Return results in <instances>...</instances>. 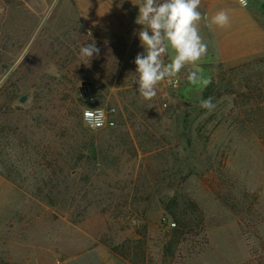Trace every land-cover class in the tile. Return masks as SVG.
<instances>
[{
	"label": "rangeland",
	"instance_id": "374dc122",
	"mask_svg": "<svg viewBox=\"0 0 264 264\" xmlns=\"http://www.w3.org/2000/svg\"><path fill=\"white\" fill-rule=\"evenodd\" d=\"M141 5L0 0V264L91 249L107 264H264V0L239 41L201 0L207 55L151 101L135 83ZM96 107L116 110L114 128L84 127Z\"/></svg>",
	"mask_w": 264,
	"mask_h": 264
},
{
	"label": "clouds",
	"instance_id": "9594fccd",
	"mask_svg": "<svg viewBox=\"0 0 264 264\" xmlns=\"http://www.w3.org/2000/svg\"><path fill=\"white\" fill-rule=\"evenodd\" d=\"M247 6V0H240ZM201 0H142L139 6L137 24L142 25L138 36L145 52L137 54L134 63L139 74L136 84L139 95L151 101L157 95V86L166 79L177 78L179 73L189 65H195L204 59L208 52V44L200 35V22L206 20L200 11ZM212 23L219 27H227L230 17L226 10L219 11L211 18ZM169 47L175 55L165 65L164 55ZM95 42L81 47V55L89 60L99 55ZM187 79L196 84L200 76L197 71H190ZM201 107L212 110L215 105L212 97L203 99ZM89 126L100 127L105 122L102 108L88 109L84 113Z\"/></svg>",
	"mask_w": 264,
	"mask_h": 264
},
{
	"label": "crops",
	"instance_id": "0c3cea01",
	"mask_svg": "<svg viewBox=\"0 0 264 264\" xmlns=\"http://www.w3.org/2000/svg\"><path fill=\"white\" fill-rule=\"evenodd\" d=\"M205 8L207 9V15L210 17V24L215 32H231L232 27H236L238 31L234 39L239 41L240 36H244V40L255 38V3L258 0H249V6L247 8L238 7L242 10L243 14L239 15L235 10L230 8L225 0H202ZM226 10L230 17V24L227 27H219L212 23L211 18L215 16L219 11ZM222 31V32H221ZM56 264H107L106 255L101 249H91L80 253L74 257L67 260L57 262Z\"/></svg>",
	"mask_w": 264,
	"mask_h": 264
},
{
	"label": "built area",
	"instance_id": "2783aa9c",
	"mask_svg": "<svg viewBox=\"0 0 264 264\" xmlns=\"http://www.w3.org/2000/svg\"><path fill=\"white\" fill-rule=\"evenodd\" d=\"M238 3L240 4V0H237ZM241 5V4H240ZM248 5V2H247ZM242 6V5H241ZM245 7V6H242ZM177 81L175 79H171L170 84H176ZM96 108H88V109H97ZM103 109V108H102ZM85 111H87V109H84L82 112V123L84 125V127H86V129L91 130V131H102V130H108V129H112L115 127L116 125V121H115V116H116V110L115 109H103L104 113H105V122L103 124V126L100 127H93V126H89L86 121H85V117H84V113ZM163 224H166L170 229L175 228L176 224L174 222H171L165 218L161 219Z\"/></svg>",
	"mask_w": 264,
	"mask_h": 264
}]
</instances>
